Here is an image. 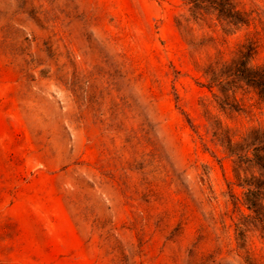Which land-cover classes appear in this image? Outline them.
Wrapping results in <instances>:
<instances>
[{"label":"rangeland","instance_id":"374dc122","mask_svg":"<svg viewBox=\"0 0 264 264\" xmlns=\"http://www.w3.org/2000/svg\"><path fill=\"white\" fill-rule=\"evenodd\" d=\"M232 3L249 25L204 0H0V264H264L227 150L264 104L221 73L243 44L264 61V0Z\"/></svg>","mask_w":264,"mask_h":264},{"label":"trees","instance_id":"16d2710c","mask_svg":"<svg viewBox=\"0 0 264 264\" xmlns=\"http://www.w3.org/2000/svg\"><path fill=\"white\" fill-rule=\"evenodd\" d=\"M197 1L203 0H190L193 4ZM204 1L215 5L220 12L233 18L237 24L249 25V14L245 11L234 10L232 0ZM255 53L256 50L252 44H243L236 58L223 67L221 73L231 78L229 83H233L234 79L243 81L246 86L254 90L258 100L264 104V61L257 66L249 64ZM216 81V76H213L211 84ZM218 86L225 95L228 90L221 84ZM227 150L231 155L236 156L234 174L237 186L245 188L241 203L251 213L248 216L260 223L264 230V127L252 129L241 142L233 143L229 140ZM253 168H257L259 174L254 173Z\"/></svg>","mask_w":264,"mask_h":264}]
</instances>
